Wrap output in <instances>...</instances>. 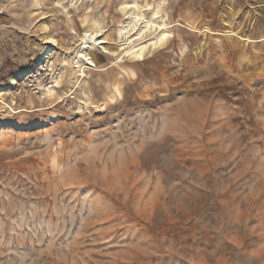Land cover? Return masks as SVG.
Wrapping results in <instances>:
<instances>
[{
    "label": "rangeland",
    "instance_id": "obj_1",
    "mask_svg": "<svg viewBox=\"0 0 264 264\" xmlns=\"http://www.w3.org/2000/svg\"><path fill=\"white\" fill-rule=\"evenodd\" d=\"M0 264H264V0H0Z\"/></svg>",
    "mask_w": 264,
    "mask_h": 264
},
{
    "label": "bare ground",
    "instance_id": "obj_2",
    "mask_svg": "<svg viewBox=\"0 0 264 264\" xmlns=\"http://www.w3.org/2000/svg\"><path fill=\"white\" fill-rule=\"evenodd\" d=\"M85 37L88 38V40H91V41L97 42V44H98L97 37L94 36V34L86 33ZM99 43L102 44L103 42L101 41V42H99ZM86 44H87L86 49H89L90 47H93V44L90 43V42H87V41H86Z\"/></svg>",
    "mask_w": 264,
    "mask_h": 264
}]
</instances>
